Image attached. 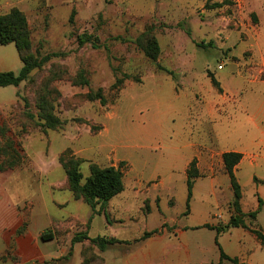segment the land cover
I'll use <instances>...</instances> for the list:
<instances>
[{"label": "rangeland", "instance_id": "374dc122", "mask_svg": "<svg viewBox=\"0 0 264 264\" xmlns=\"http://www.w3.org/2000/svg\"><path fill=\"white\" fill-rule=\"evenodd\" d=\"M223 2L227 4L221 8L212 7ZM4 5L0 12L17 9L24 15L31 54L62 55L33 70L18 87H0V154L9 161L19 158L15 150L21 156L10 172L0 174V210L13 213L25 206L24 212L32 214L34 233L64 221L54 227L55 241L41 243L44 251H64L55 264H105L90 240L72 245L76 234L93 239L106 235L102 234L106 230L101 218L90 226L92 208L66 190L60 158L80 161L82 184L91 175V165L122 166L125 188L135 174L132 163L122 156L133 159L144 179L155 168L156 173H165L167 166H174L177 172L167 178L174 181L179 195L186 188L180 171L187 118L185 83L192 75L202 82L211 79L212 71L219 72L220 61L227 64L221 73L230 72L226 57L231 54L242 61L251 57L255 39L264 35V0H6ZM151 37L161 51L156 63L137 43L145 44ZM0 62L13 72L23 66L14 44L0 45ZM156 64L173 74L160 71ZM98 92L104 101L88 99V94ZM40 114H53L61 124L42 128L45 121ZM250 189L245 186L248 193ZM233 202L232 191L227 206L216 210L218 226L235 214ZM168 204L170 210L163 202V213L147 216L150 208L145 201L147 221L131 224L126 237L145 228L173 230V219L186 206L174 199ZM137 215L134 208L133 221ZM71 216L79 220L68 219ZM164 217L170 221L166 227ZM261 218L264 222V211ZM245 220L251 228L258 227L256 219ZM190 242L205 248L214 245L207 230L194 231Z\"/></svg>", "mask_w": 264, "mask_h": 264}, {"label": "crops", "instance_id": "0c3cea01", "mask_svg": "<svg viewBox=\"0 0 264 264\" xmlns=\"http://www.w3.org/2000/svg\"><path fill=\"white\" fill-rule=\"evenodd\" d=\"M3 3L6 0L2 3L0 0L1 7L5 6ZM8 12L4 10L0 15ZM254 47L255 51L247 61L236 59L235 54L226 57L231 65L228 73H221L227 64L224 61L218 63L219 72L212 73L220 89L212 85L209 77L202 82L192 75L186 81L187 118L180 169L185 175L186 188L179 195L173 187L174 181L167 178L177 172V167L167 166L165 173H156L155 168L149 179H144L141 176L143 172L134 165L132 158L120 157L132 163L135 178L121 194L108 202L104 213L93 215L92 211L90 215V226H96L98 218H101L106 230L102 233L106 235L95 237L105 236L128 242L114 244L101 252L105 264H232L228 260L221 261L216 240L224 253L237 259L239 264H264V247L249 230L239 227L217 234L210 228L218 226L214 218L216 210H221L223 204L227 206L232 198L231 178L225 169L223 156L238 153L241 159L234 167V174L242 191L241 212L244 215L257 212L255 224L264 232L261 218L264 204L260 203V200L264 201V35H258ZM10 71L13 70L9 65L0 62V72ZM194 160L200 176L195 179L189 214L182 212L173 219V230L145 228L133 237H126L128 229L133 226L131 224L147 221V216L154 211L163 213L161 203L165 202L166 211L172 208L168 204L170 199H174L175 204L180 201L186 206L187 172ZM7 172L10 171L0 174ZM245 186L251 188V193L245 190ZM145 201L150 208L147 216L143 213ZM24 207H18L13 213L0 210V264H55L54 261L61 256L60 252L64 251L60 250L59 254L44 251L41 236L44 231L54 232V226L64 221L52 222L44 231L34 233L30 228L32 214L25 225L27 216ZM134 208H137L138 215L133 221L131 214ZM68 219L79 220L74 216ZM165 224H170L167 217H164ZM156 230L160 233L137 241L146 232ZM197 230L212 233V248L190 242V237ZM76 255L77 248H74Z\"/></svg>", "mask_w": 264, "mask_h": 264}, {"label": "trees", "instance_id": "16d2710c", "mask_svg": "<svg viewBox=\"0 0 264 264\" xmlns=\"http://www.w3.org/2000/svg\"><path fill=\"white\" fill-rule=\"evenodd\" d=\"M226 2L223 3H215L213 4V8H221L226 5ZM138 46L143 50L146 57H148L152 62L156 63L159 55L161 53L160 47L154 37L149 38L145 44L141 43L138 40ZM14 44L18 50L20 59L23 63L22 68L18 72H0V87H8L15 86L18 87L21 83L28 80L30 73L42 67L44 64L49 62L52 58L61 56L62 54L53 53L42 58L36 57L30 53V42L27 38V29H26V20L21 11L17 9L11 10L9 14L0 15V45H10ZM157 68L160 71H164L169 75L173 73L170 70L162 67L161 65L156 64ZM212 84L216 89H220L218 82L215 77L211 78ZM88 99L93 100H103V96L100 92L96 94H88ZM40 110H44L40 108ZM40 120L45 121L42 124V128L45 129H55L61 123L53 114H40ZM15 154L21 157L18 153V150H15ZM4 154H0V172H6L8 169H13L17 163H20L21 160L19 158L9 161L8 159H4ZM23 158V157H22ZM225 169L231 178L232 190L234 195V208L235 214L231 217L230 221L224 226L218 227H210L214 229L217 234L222 232H226L231 228H244L249 230L252 234L256 236V238L260 241L261 245L264 247V232L260 228H251L246 224V217H250L252 220H255L257 217V212H252L248 215H244L241 212L240 208V200L242 198L241 186L238 183L235 174L234 167L239 163L241 159V154L238 153H226L223 156ZM60 163L66 171L67 179L66 183L68 184V188L66 190L70 191L76 200H83L87 205L92 208L93 215L102 214L105 211V207L110 200L114 197L121 194L124 189V172L122 166L116 168L114 166L101 168L97 165H91V175L85 181L84 184L82 181V174L78 169L80 161L71 162L65 161L64 158H60ZM123 165V164H121ZM187 201H186V211L184 215H188L190 212V204L193 195V188L195 179L200 176L199 171L196 167V161L194 160L188 169L187 172ZM261 205L264 204V201L260 200ZM100 205V210H97V206ZM26 214V213H25ZM26 224L29 221V214H26ZM107 220L109 218L106 214ZM166 227V224L163 225ZM55 227V226H54ZM160 233L159 230L146 232L143 237L137 241H141L151 237L152 235ZM55 238V231L48 230L42 234L41 239L43 241H51ZM84 240H90L91 243L95 244L101 252L105 251L108 247L117 244V243H127L122 242L116 238H108V237H96L90 239L89 236L85 233L76 234L72 239V245L75 243L82 242ZM216 244L220 250L221 261L228 260L232 264H239L237 259H232L227 256L216 240Z\"/></svg>", "mask_w": 264, "mask_h": 264}, {"label": "built area", "instance_id": "2783aa9c", "mask_svg": "<svg viewBox=\"0 0 264 264\" xmlns=\"http://www.w3.org/2000/svg\"><path fill=\"white\" fill-rule=\"evenodd\" d=\"M222 67L220 66L219 69H221Z\"/></svg>", "mask_w": 264, "mask_h": 264}]
</instances>
